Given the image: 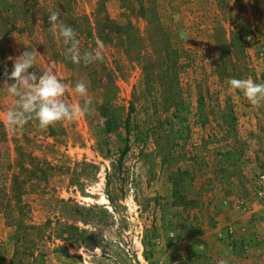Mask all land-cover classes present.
Returning <instances> with one entry per match:
<instances>
[{"label":"rangeland","instance_id":"obj_1","mask_svg":"<svg viewBox=\"0 0 264 264\" xmlns=\"http://www.w3.org/2000/svg\"><path fill=\"white\" fill-rule=\"evenodd\" d=\"M65 2L62 15L73 18L81 53L103 44V61L85 70L52 59L48 16L32 15L33 6L31 14L10 15V25L0 23V186L30 157L57 166L20 199L21 219L34 226L28 239L46 252V264H264V103L251 105L228 83L264 84V0ZM26 50L40 54L30 72L51 69L68 86L67 103L83 105L86 97L74 89L86 85L88 114L47 129L35 119L15 132L5 125L16 102L5 72ZM102 63L112 81L91 89L89 78L103 73L89 70ZM105 100L124 106L126 128L105 130L98 112ZM12 217L0 212L7 261L15 247Z\"/></svg>","mask_w":264,"mask_h":264},{"label":"trees","instance_id":"obj_2","mask_svg":"<svg viewBox=\"0 0 264 264\" xmlns=\"http://www.w3.org/2000/svg\"><path fill=\"white\" fill-rule=\"evenodd\" d=\"M65 1L68 2V0H42L40 5H38L37 2L35 5H33L35 0H0V23H2V25L4 24L5 26L10 25L8 19L10 15L15 16L19 14V12H21L22 17L26 14L28 15V13H32V15L41 13L43 21L45 22V19L47 20V16H49L52 11H59L60 16L62 17L60 22H62L63 25L73 28V18H70L68 15H62L63 11L68 10ZM29 6H33L31 13L30 10H28ZM44 27L46 28V42L49 46L52 45L54 49L51 53L52 59L64 63L68 69L85 70L88 68L83 62L73 63L71 61L67 53L68 46L63 43V39L59 36V30H57L56 35H53V33L49 31V23L44 25ZM120 28L121 27L119 25H116L115 32L120 31ZM99 32L98 34L101 38ZM108 37L109 33L105 32L102 41H105ZM63 51H65V54H62ZM89 71L91 73H95L97 71L103 73V75H95L93 79L89 78L91 89H94L96 86L111 83L112 81L111 72L105 63H102L99 66V69ZM174 76L168 79V85H171L173 82H175ZM202 107L201 100L198 99V112L201 117L203 116ZM98 110L103 126L107 132L117 130L122 125H124L126 128L127 122L129 120V113H124L123 105H115L111 103V101L105 100L98 105ZM204 122L205 117H203L201 123ZM4 138L5 132L3 124L0 122V141L4 140ZM56 169V165L45 159L30 157L27 163H17V169L12 172L8 187L0 186V212L6 218L12 217L9 215L12 210L17 213V217H12L10 220V223L15 225V247L12 257L7 261L0 251V264H46V252L41 248V246L38 245V243L35 242V239H28V237L31 235V230L34 229V226L27 224L21 219L23 215V206L20 205V199L21 196L28 190H32L36 186H39L41 183L47 181L49 177L56 172ZM178 180L183 182V179H180L179 177V179H174V185L177 184ZM182 185L184 188L186 187V185ZM173 195H175L177 199L183 200L186 194L182 190L175 189L173 191ZM53 199L56 203L64 206L65 208L71 206L74 209L77 207V205L75 203H71L69 199Z\"/></svg>","mask_w":264,"mask_h":264},{"label":"clouds","instance_id":"obj_3","mask_svg":"<svg viewBox=\"0 0 264 264\" xmlns=\"http://www.w3.org/2000/svg\"><path fill=\"white\" fill-rule=\"evenodd\" d=\"M59 17V11H52L49 14V31L56 35L57 30H59V36L63 39V43L68 46L67 53L71 61L73 63L83 62L85 65L95 61L102 62L104 59L103 44L98 43L94 52L81 53L80 41L77 39L75 30L63 25ZM175 19L179 20V16ZM38 55L40 54L36 50L24 51L15 58L10 75L7 71L5 72L7 79L14 81L11 84H8L7 81L4 83L8 93L16 98L15 107L8 110L4 115L5 125L13 132L17 129H23L25 124L32 119L38 121L40 129H47L57 122L78 120L90 111L92 101L87 96V87L83 82L77 83L74 91L79 96L86 97L84 104H69L62 99L68 86L58 79L51 69L43 71L40 75L29 71L34 67ZM228 83L231 88L240 90L251 105L258 106L264 103V84L255 83L250 78H232ZM100 230L93 229L91 232ZM102 240L110 247L113 244L112 236L103 230ZM95 250L90 252L94 253ZM109 259L114 261L115 257H109ZM220 264H225V261L221 260Z\"/></svg>","mask_w":264,"mask_h":264},{"label":"crops","instance_id":"obj_4","mask_svg":"<svg viewBox=\"0 0 264 264\" xmlns=\"http://www.w3.org/2000/svg\"><path fill=\"white\" fill-rule=\"evenodd\" d=\"M234 223H235V225H236V231H235V235L237 236V237H240L241 235H240V233H239V226H238V224H237V222L236 221H234V220H232Z\"/></svg>","mask_w":264,"mask_h":264},{"label":"built area","instance_id":"obj_5","mask_svg":"<svg viewBox=\"0 0 264 264\" xmlns=\"http://www.w3.org/2000/svg\"><path fill=\"white\" fill-rule=\"evenodd\" d=\"M260 177H261V179H264V174H261ZM257 192H258V194H261L262 191L261 190H258ZM230 232H231V230H230Z\"/></svg>","mask_w":264,"mask_h":264}]
</instances>
